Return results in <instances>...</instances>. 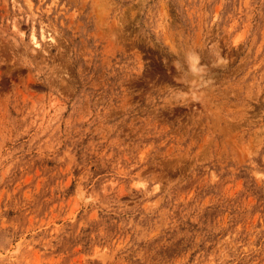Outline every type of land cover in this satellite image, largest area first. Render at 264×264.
Wrapping results in <instances>:
<instances>
[{"label":"rangeland","instance_id":"374dc122","mask_svg":"<svg viewBox=\"0 0 264 264\" xmlns=\"http://www.w3.org/2000/svg\"><path fill=\"white\" fill-rule=\"evenodd\" d=\"M0 264H264V0H0Z\"/></svg>","mask_w":264,"mask_h":264},{"label":"bare ground","instance_id":"6f19581e","mask_svg":"<svg viewBox=\"0 0 264 264\" xmlns=\"http://www.w3.org/2000/svg\"><path fill=\"white\" fill-rule=\"evenodd\" d=\"M44 35V34H43ZM44 37V36H43ZM33 39H36L34 36H33ZM38 45V44H37Z\"/></svg>","mask_w":264,"mask_h":264}]
</instances>
